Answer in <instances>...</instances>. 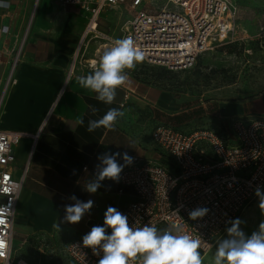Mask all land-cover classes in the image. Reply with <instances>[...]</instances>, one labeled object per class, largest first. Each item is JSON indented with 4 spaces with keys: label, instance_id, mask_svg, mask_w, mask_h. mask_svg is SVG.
<instances>
[{
    "label": "built area",
    "instance_id": "built-area-1",
    "mask_svg": "<svg viewBox=\"0 0 264 264\" xmlns=\"http://www.w3.org/2000/svg\"><path fill=\"white\" fill-rule=\"evenodd\" d=\"M63 5L80 6L88 14V23L71 72L77 63L93 71L103 52L85 60L80 54L86 38L97 37V20L107 7L127 4L133 14L120 38L133 37L145 53L144 61L170 70L194 68L199 57L214 49L217 42L248 41L264 46V25L256 34L237 36L238 7L232 0H164L163 6L150 7L153 0H59ZM0 38L9 26H0ZM244 33H247L246 31ZM26 35L10 55L8 69L0 57V115L6 95L16 83L15 72ZM128 94L126 95V98ZM216 127L179 130L167 122L158 123L151 132L158 158L132 156L117 182L119 195L131 192L134 199L115 207L128 217L130 226H155L158 230L177 226L202 240L201 253H209L224 237L230 221L242 213L264 192V116L248 114L222 118ZM224 124V129L223 125ZM32 134L0 128V264H30L16 254L14 226L16 208L25 180L14 175L15 148ZM208 209L196 220L189 212ZM104 221V219H103ZM102 221V226H103ZM110 234L111 229H107ZM37 237L41 246L46 238ZM28 236L23 245L29 242ZM82 237L72 239L67 255L73 264H98L102 257L83 246ZM139 264V257L133 261Z\"/></svg>",
    "mask_w": 264,
    "mask_h": 264
},
{
    "label": "crops",
    "instance_id": "crops-1",
    "mask_svg": "<svg viewBox=\"0 0 264 264\" xmlns=\"http://www.w3.org/2000/svg\"><path fill=\"white\" fill-rule=\"evenodd\" d=\"M6 2L9 7H0V26H9V33L0 38L5 69L10 62L5 51L17 48L25 35L26 40L16 83L4 101L0 128L36 135L22 138L15 148L14 175L26 173L16 208L14 240L23 244L28 236L37 239L33 234L46 238L56 224L70 229L72 239L84 236L93 226H102L109 206H123L134 199L131 192L119 195L117 182L110 179L102 181L94 194L85 190L97 173V157L105 152L142 158H158L159 154L151 136L153 146H143L120 119L112 130L87 131L88 121L100 119L109 108L125 111L135 86L129 76L110 105L79 86L77 78L92 72L79 63L71 72L88 23V14L80 6L63 5L59 0ZM249 107L247 102H222L221 117L245 115ZM117 159L124 163L121 157ZM73 195L83 202L94 201L77 224L63 222L65 206L75 203L70 199Z\"/></svg>",
    "mask_w": 264,
    "mask_h": 264
},
{
    "label": "rangeland",
    "instance_id": "rangeland-1",
    "mask_svg": "<svg viewBox=\"0 0 264 264\" xmlns=\"http://www.w3.org/2000/svg\"><path fill=\"white\" fill-rule=\"evenodd\" d=\"M232 1L239 11L237 36L255 35L259 26L264 25V0ZM163 3L164 0H153L150 7H162ZM132 14L127 4L105 8L97 20L98 36L90 34L86 38L81 54L85 51V57L92 59L99 50L103 52L112 46L122 36ZM128 76L135 92L130 94L120 122L143 146H153L151 132L160 122L186 131L216 127L226 118L221 117L222 102H247L250 107L246 114L264 116V46L250 38L241 43H215L214 49L203 53L198 64L189 70L168 71L143 60L128 71ZM259 204L258 197L239 218L244 222L240 227L246 235L257 231L264 222V210ZM45 237L43 246L34 238L24 245L16 238V254L30 264H73L66 250L73 238L70 229L55 227ZM217 245L209 253H202L203 264H212Z\"/></svg>",
    "mask_w": 264,
    "mask_h": 264
},
{
    "label": "clouds",
    "instance_id": "clouds-1",
    "mask_svg": "<svg viewBox=\"0 0 264 264\" xmlns=\"http://www.w3.org/2000/svg\"><path fill=\"white\" fill-rule=\"evenodd\" d=\"M0 7L7 8L9 4L0 0ZM144 58V51L136 45L133 37L115 39L112 46L103 51L98 65L94 62L93 71L77 78L78 84L95 93L98 101L110 105L115 100L117 89L128 82V71L134 70ZM124 115L118 108H109L100 119L88 121L87 131L94 132L99 128L112 130ZM79 123H84L82 118ZM118 157L123 159V164L118 162ZM97 159L100 164L95 178L85 187L93 194L105 179L118 182L124 167L133 163V157L127 152H105ZM255 194L260 200L259 207L264 210V192L257 188ZM70 199L75 203L65 206L63 222L77 224L93 208L94 201L83 202L75 195ZM207 212L206 208H196L189 212V218L196 220ZM242 223L239 218L230 221L231 226L226 229L227 238L218 242L212 264H264V222L251 235L244 233L240 227ZM54 227L59 228V225ZM109 228L110 234L107 232ZM82 243L84 247L91 248L94 255L103 253L98 264H133L138 257L139 264H203L200 238L184 233L177 226L164 230L152 225L130 226L128 217L112 206L104 213L103 226H93L82 237ZM0 248H3V242H0Z\"/></svg>",
    "mask_w": 264,
    "mask_h": 264
},
{
    "label": "trees",
    "instance_id": "trees-1",
    "mask_svg": "<svg viewBox=\"0 0 264 264\" xmlns=\"http://www.w3.org/2000/svg\"><path fill=\"white\" fill-rule=\"evenodd\" d=\"M254 41V40H253ZM237 42H244V41H235V42H231V43H228V44H234V43H237ZM255 43H257V44H259V42H257V41H254ZM198 64V63H197ZM165 69H167L168 71H173V70H170V69H168V68H166V67H164ZM263 102H264V99H263ZM222 121V120H221ZM223 126V129H224V124H222ZM173 126H175L177 129H179V130H183V129H181L179 126H177V125H173ZM197 128H204V127H197ZM197 128H193V129H191V130H188V132L189 131H192V130H195V129H197ZM186 131V130H185ZM116 190H118V186L116 185Z\"/></svg>",
    "mask_w": 264,
    "mask_h": 264
}]
</instances>
